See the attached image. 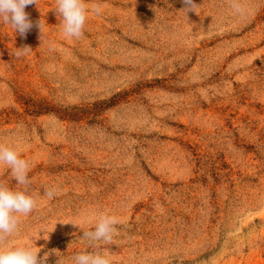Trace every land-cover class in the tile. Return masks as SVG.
Returning <instances> with one entry per match:
<instances>
[{"label":"rangeland","instance_id":"rangeland-1","mask_svg":"<svg viewBox=\"0 0 264 264\" xmlns=\"http://www.w3.org/2000/svg\"><path fill=\"white\" fill-rule=\"evenodd\" d=\"M85 2L103 10L80 39L55 0L25 8L43 33L0 22V143L37 200L3 246L73 264L106 213L112 264H264V0ZM0 182L18 187L6 165Z\"/></svg>","mask_w":264,"mask_h":264},{"label":"clouds","instance_id":"clouds-1","mask_svg":"<svg viewBox=\"0 0 264 264\" xmlns=\"http://www.w3.org/2000/svg\"><path fill=\"white\" fill-rule=\"evenodd\" d=\"M37 2L38 0H0V22L9 25L21 37H26L34 26L43 33L44 25L41 20L34 25L25 11L27 6L37 5ZM181 2L184 5L182 11L186 15L189 12L198 14L196 10L199 5L195 3V0H181ZM229 3L235 14L245 13L242 0H229ZM55 5L57 18L60 20L59 25L66 38L80 39L84 35L89 12L100 15L103 10L99 3H93L89 8L85 0H55ZM17 49L15 53L17 58L32 51L27 45ZM4 165L10 169L11 176L18 187L12 188L0 182V264H47L50 253L45 252L44 256L40 257V248L3 246V241L7 237L19 231L20 217L28 216L37 206L36 198L28 194V186L31 184L28 178L29 163L21 158L17 150L0 143V166ZM58 194L56 187L46 188L44 192L48 200H52ZM67 223L80 227L72 222ZM119 223L116 216L100 213L94 229L83 230V235L80 237L81 240L89 242V247L96 250L77 253L72 258L73 264H112L109 254L99 250V242L111 243L114 236L118 234L116 225ZM52 251L56 253L55 249Z\"/></svg>","mask_w":264,"mask_h":264},{"label":"trees","instance_id":"trees-1","mask_svg":"<svg viewBox=\"0 0 264 264\" xmlns=\"http://www.w3.org/2000/svg\"><path fill=\"white\" fill-rule=\"evenodd\" d=\"M47 110H49V109H47ZM36 112H41V111H36ZM62 116H65V117L67 116L69 118H72V117L74 118V114L68 113L67 111H64V113H62Z\"/></svg>","mask_w":264,"mask_h":264}]
</instances>
